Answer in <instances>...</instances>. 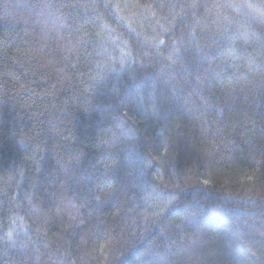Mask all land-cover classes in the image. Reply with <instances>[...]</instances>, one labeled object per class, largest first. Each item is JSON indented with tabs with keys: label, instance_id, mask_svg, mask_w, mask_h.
<instances>
[{
	"label": "trees",
	"instance_id": "trees-1",
	"mask_svg": "<svg viewBox=\"0 0 264 264\" xmlns=\"http://www.w3.org/2000/svg\"><path fill=\"white\" fill-rule=\"evenodd\" d=\"M0 264H264V0H0Z\"/></svg>",
	"mask_w": 264,
	"mask_h": 264
}]
</instances>
